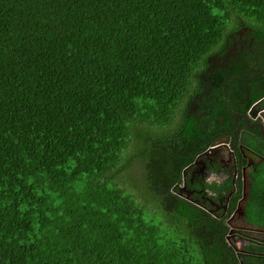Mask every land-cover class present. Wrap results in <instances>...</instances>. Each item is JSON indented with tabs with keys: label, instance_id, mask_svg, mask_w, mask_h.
<instances>
[{
	"label": "trees",
	"instance_id": "obj_1",
	"mask_svg": "<svg viewBox=\"0 0 264 264\" xmlns=\"http://www.w3.org/2000/svg\"><path fill=\"white\" fill-rule=\"evenodd\" d=\"M244 28L247 106L264 0H0V264H264L174 190L230 126L207 69Z\"/></svg>",
	"mask_w": 264,
	"mask_h": 264
},
{
	"label": "flooded vegetation",
	"instance_id": "obj_2",
	"mask_svg": "<svg viewBox=\"0 0 264 264\" xmlns=\"http://www.w3.org/2000/svg\"><path fill=\"white\" fill-rule=\"evenodd\" d=\"M247 31H239L223 53L211 58L207 69L208 73L216 69L227 73L226 83L220 82V93L221 107L227 112L224 121L230 126H220L205 149L184 167L174 190L191 197L217 219L225 241L237 253L264 256V187L258 184L259 177H264V94L246 106V100L236 93L239 75H231L233 65L241 66L240 52L250 45ZM248 54L253 56L245 60L249 70L244 76L250 80L263 68L253 51ZM216 78L210 77L208 88H219ZM192 107L195 111L198 104Z\"/></svg>",
	"mask_w": 264,
	"mask_h": 264
},
{
	"label": "water",
	"instance_id": "obj_3",
	"mask_svg": "<svg viewBox=\"0 0 264 264\" xmlns=\"http://www.w3.org/2000/svg\"><path fill=\"white\" fill-rule=\"evenodd\" d=\"M177 193H178L180 196H183V197H185V198H187V199H189V200L192 201V198L189 197L188 195L184 194L183 192L178 191ZM193 201H194V200H193Z\"/></svg>",
	"mask_w": 264,
	"mask_h": 264
},
{
	"label": "rangeland",
	"instance_id": "obj_4",
	"mask_svg": "<svg viewBox=\"0 0 264 264\" xmlns=\"http://www.w3.org/2000/svg\"><path fill=\"white\" fill-rule=\"evenodd\" d=\"M132 179H133V176H132Z\"/></svg>",
	"mask_w": 264,
	"mask_h": 264
}]
</instances>
